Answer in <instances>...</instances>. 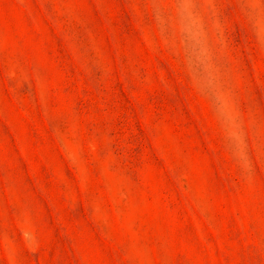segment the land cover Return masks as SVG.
Listing matches in <instances>:
<instances>
[{
    "label": "rangeland",
    "instance_id": "rangeland-1",
    "mask_svg": "<svg viewBox=\"0 0 264 264\" xmlns=\"http://www.w3.org/2000/svg\"><path fill=\"white\" fill-rule=\"evenodd\" d=\"M0 264H264V0H0Z\"/></svg>",
    "mask_w": 264,
    "mask_h": 264
}]
</instances>
